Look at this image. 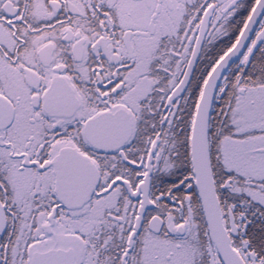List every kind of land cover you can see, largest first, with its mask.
<instances>
[{
	"label": "snow or ice",
	"instance_id": "6c2138e0",
	"mask_svg": "<svg viewBox=\"0 0 264 264\" xmlns=\"http://www.w3.org/2000/svg\"><path fill=\"white\" fill-rule=\"evenodd\" d=\"M0 264H264V0H0Z\"/></svg>",
	"mask_w": 264,
	"mask_h": 264
}]
</instances>
